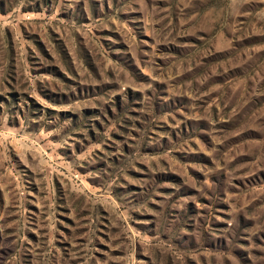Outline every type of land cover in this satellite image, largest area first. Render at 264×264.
<instances>
[{"label": "rangeland", "instance_id": "374dc122", "mask_svg": "<svg viewBox=\"0 0 264 264\" xmlns=\"http://www.w3.org/2000/svg\"><path fill=\"white\" fill-rule=\"evenodd\" d=\"M0 264H264V0H0Z\"/></svg>", "mask_w": 264, "mask_h": 264}]
</instances>
